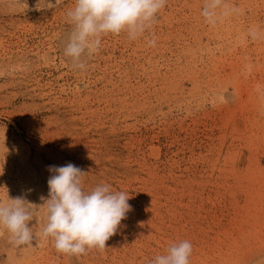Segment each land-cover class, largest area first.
Instances as JSON below:
<instances>
[{"label":"rangeland","instance_id":"rangeland-1","mask_svg":"<svg viewBox=\"0 0 264 264\" xmlns=\"http://www.w3.org/2000/svg\"><path fill=\"white\" fill-rule=\"evenodd\" d=\"M206 2L166 0L80 70L64 54L76 0H0V202L39 210L30 244L0 229V264H150L183 240L190 264H264V0H220L212 23ZM68 163L86 191L129 196L103 250L40 234L48 166Z\"/></svg>","mask_w":264,"mask_h":264},{"label":"clouds","instance_id":"clouds-1","mask_svg":"<svg viewBox=\"0 0 264 264\" xmlns=\"http://www.w3.org/2000/svg\"><path fill=\"white\" fill-rule=\"evenodd\" d=\"M165 3L166 0H76L75 6L66 13L74 27L65 56L71 58L74 68L85 69L82 57H91L99 50L102 35L127 32L128 38L135 40L150 28ZM219 4L220 0L205 3L201 14L208 22H214ZM155 43V38L148 41L150 46ZM48 170L54 174L48 179V198L41 197L45 223L40 234L51 237L61 253L79 256L88 249H105L106 242L131 210L129 196L123 191H112L108 184L86 191L85 172L72 163L50 165ZM33 205L23 197L0 202V229L7 230L10 242L16 246L36 239L29 227L30 221L39 218V210ZM192 252L191 242L183 240L171 244L166 253L156 255L150 264H190Z\"/></svg>","mask_w":264,"mask_h":264}]
</instances>
